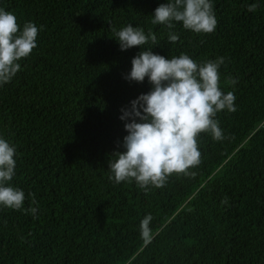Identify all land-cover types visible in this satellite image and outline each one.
<instances>
[{
	"label": "trees",
	"instance_id": "obj_1",
	"mask_svg": "<svg viewBox=\"0 0 264 264\" xmlns=\"http://www.w3.org/2000/svg\"><path fill=\"white\" fill-rule=\"evenodd\" d=\"M167 2L0 0L21 30L40 29L37 47L0 86V138L16 149L9 183L25 193L22 209L0 206V264H264V0H210L211 34L152 24ZM129 24L158 44L121 50L112 29ZM146 47L198 64L223 57L220 87L236 108L215 117L222 140L198 136L194 176L174 174L147 192L115 183L109 168L125 151L121 110L152 90L147 78L126 79Z\"/></svg>",
	"mask_w": 264,
	"mask_h": 264
},
{
	"label": "clouds",
	"instance_id": "obj_2",
	"mask_svg": "<svg viewBox=\"0 0 264 264\" xmlns=\"http://www.w3.org/2000/svg\"><path fill=\"white\" fill-rule=\"evenodd\" d=\"M250 5L248 11H255ZM152 24L174 27L182 22L183 28L197 34H211L217 19L210 0H169L155 9ZM115 39L121 50L145 47L150 42L157 45L156 35L143 28L126 27L116 30ZM40 29L26 22L21 30L17 17L0 8V86L11 82L21 69L20 60L27 58L37 47ZM169 42L175 43L178 35L169 32ZM140 52L132 60V69L126 76L129 81L143 83L145 78L152 90L131 101V107L122 109L121 120L126 121L123 148L115 160H109L115 183L135 181L145 192L150 187L163 188L172 175L194 176L190 169L201 163L198 136L211 134L222 140L223 132L215 119L218 112H235L234 93H224L220 87L219 68L224 63L220 57L198 64L186 54L165 58L155 54L153 47ZM235 79L229 83L236 84ZM16 149L6 139L0 138V206L20 210L25 193L9 183L15 176ZM33 203H35L33 197ZM222 203H227L225 198ZM35 216L36 208L30 209ZM151 214L141 222V237L145 244L152 239Z\"/></svg>",
	"mask_w": 264,
	"mask_h": 264
}]
</instances>
